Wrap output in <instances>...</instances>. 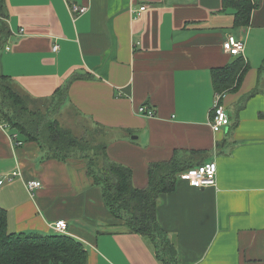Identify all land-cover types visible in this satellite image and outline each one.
Masks as SVG:
<instances>
[{
    "label": "crops",
    "instance_id": "0c3cea01",
    "mask_svg": "<svg viewBox=\"0 0 264 264\" xmlns=\"http://www.w3.org/2000/svg\"><path fill=\"white\" fill-rule=\"evenodd\" d=\"M5 1L11 39L0 73L34 98L70 82L61 124L74 130V116L85 126L77 135L98 130L135 186L148 185L151 163L216 162V187L179 178L159 199L158 221L180 264H264V0H253L240 28L225 0ZM73 4L88 11L75 17ZM231 35L244 41L249 68L223 99L230 125L215 133L213 72L233 59L223 50ZM139 106L155 116L139 115ZM10 135L0 122V178L22 175L0 188L10 233L51 234L65 220L88 264H161L147 239L110 215L84 160L48 159L37 143L15 147ZM35 179L42 188L32 194L26 183Z\"/></svg>",
    "mask_w": 264,
    "mask_h": 264
},
{
    "label": "trees",
    "instance_id": "16d2710c",
    "mask_svg": "<svg viewBox=\"0 0 264 264\" xmlns=\"http://www.w3.org/2000/svg\"><path fill=\"white\" fill-rule=\"evenodd\" d=\"M223 3L224 11H235L236 28L248 27L256 7L253 0H225ZM8 19L6 1L0 0V52L11 39ZM231 57V62L213 72L215 89L222 96L238 90L249 68L242 56ZM69 84L57 89L52 97L34 98L0 73V122L9 126L11 134L18 133L23 144L37 143L47 151L48 159L84 160L86 175L102 189L110 215L131 232L147 239L161 264H180L176 246L158 221V202L161 196L176 190L182 172L197 165L175 158L151 163L148 185L135 186L132 170L114 162L107 154V145L98 142V130L86 129L79 136L55 117L68 99ZM7 219V211L0 208V264H88V251L80 240L55 232L10 233Z\"/></svg>",
    "mask_w": 264,
    "mask_h": 264
},
{
    "label": "built area",
    "instance_id": "2783aa9c",
    "mask_svg": "<svg viewBox=\"0 0 264 264\" xmlns=\"http://www.w3.org/2000/svg\"><path fill=\"white\" fill-rule=\"evenodd\" d=\"M147 7L145 5L141 6L138 10H135L137 15H141ZM71 10L75 17L85 14L88 11L87 7H80L77 5H72ZM23 32V31H22ZM59 47L55 46L54 51L58 50ZM223 50L226 54L230 56H242L244 59L245 43L242 39H239L233 35L228 36V38L223 42ZM226 95H217L215 106H214V117L211 120V126L215 133L221 132L224 127L230 125V117L226 112V107L221 103ZM139 115L142 114L145 117L151 118L155 116V112L148 108L147 106H139ZM4 127L9 130V126L4 124ZM13 140L15 147L21 146L23 143L19 140L18 133H12L10 135ZM217 172L218 166L216 162H207L203 165L193 167L187 171L180 174L179 178L183 181L188 182V184L197 189H206L217 186ZM21 172L17 171L11 174H7L0 178V188L7 183L13 182L17 177H21ZM28 190L34 194L36 190L42 188V183L40 180H30L26 183ZM51 229L55 233L68 234V224L65 220H59L51 224Z\"/></svg>",
    "mask_w": 264,
    "mask_h": 264
},
{
    "label": "rangeland",
    "instance_id": "374dc122",
    "mask_svg": "<svg viewBox=\"0 0 264 264\" xmlns=\"http://www.w3.org/2000/svg\"><path fill=\"white\" fill-rule=\"evenodd\" d=\"M59 115V114H58ZM70 116V115H69ZM72 116V115H71ZM58 120H59V122L61 123V121H60V119H61V116H55ZM72 118V120H74L75 121V123H74V125L72 126V128L74 129V130H72L75 134H77V133H82L83 132V128L85 129V126H84V121H83V119H79V118H74V116L73 117H71ZM69 125H72V123L70 122L69 123ZM101 160V159H100Z\"/></svg>",
    "mask_w": 264,
    "mask_h": 264
}]
</instances>
